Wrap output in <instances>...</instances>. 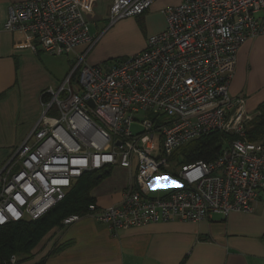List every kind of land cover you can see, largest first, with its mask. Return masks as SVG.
<instances>
[{
  "label": "built area",
  "instance_id": "obj_1",
  "mask_svg": "<svg viewBox=\"0 0 264 264\" xmlns=\"http://www.w3.org/2000/svg\"><path fill=\"white\" fill-rule=\"evenodd\" d=\"M155 1L113 0L110 23L142 14ZM95 3L23 0L9 6L7 30L23 31L50 54L76 52L77 58L60 85L42 92L31 130L0 166V225L40 217L84 173L116 165L136 168L122 200L90 203L62 225L90 217L116 236L150 222L251 211L264 186V139L251 141L246 131L260 111L249 113L246 99L229 93V83L240 45L264 33V0L167 6L166 27L141 51L107 68L88 61L98 37L86 15ZM141 111L147 116L139 121ZM136 120L140 129L134 132ZM216 131L237 137L215 159L177 165L170 159L182 144ZM158 174L175 184L152 196ZM17 260V254L10 258Z\"/></svg>",
  "mask_w": 264,
  "mask_h": 264
},
{
  "label": "crops",
  "instance_id": "obj_2",
  "mask_svg": "<svg viewBox=\"0 0 264 264\" xmlns=\"http://www.w3.org/2000/svg\"><path fill=\"white\" fill-rule=\"evenodd\" d=\"M19 1L23 0H0V166L31 130L41 111L42 92L50 86L60 85L77 58L73 52L74 61L54 60L52 55L62 54L47 53L36 39L29 38L23 31L7 30L5 23L9 6ZM181 1L156 0L139 14L140 17L128 16L110 23L113 0H96L92 13L86 18L96 22L102 38L128 42L137 38V45L130 49L133 54L145 48L151 34L166 27L163 9ZM90 32L96 34L91 29ZM90 63L98 64L99 60L91 58ZM229 93L242 95L249 113L260 111L264 102V33L248 38L238 48ZM135 174V166L132 169L114 166L111 175L91 191L95 202L102 206L120 202ZM174 184L171 177L158 174L151 182V195H165ZM41 262L264 264V186L258 190L251 211L232 212L228 216L212 213L199 221L150 222L122 228L116 236L107 224L90 217L57 226L36 246L31 259L15 264Z\"/></svg>",
  "mask_w": 264,
  "mask_h": 264
},
{
  "label": "trees",
  "instance_id": "obj_3",
  "mask_svg": "<svg viewBox=\"0 0 264 264\" xmlns=\"http://www.w3.org/2000/svg\"><path fill=\"white\" fill-rule=\"evenodd\" d=\"M246 135L251 141L264 139V102L260 105V114L251 121ZM235 137L237 136L216 131L194 138L176 148L170 159L175 165L198 160H213L227 145V142ZM112 170L113 168L109 167L84 173L66 192L64 198L36 219L0 225V264H12L10 258L13 254L18 255L17 262L31 259L40 241L52 229L62 225V220L66 216L73 213H84L88 205L95 202L91 191L103 179L110 176ZM173 170L171 172L176 174ZM36 264H44V262Z\"/></svg>",
  "mask_w": 264,
  "mask_h": 264
},
{
  "label": "rangeland",
  "instance_id": "obj_4",
  "mask_svg": "<svg viewBox=\"0 0 264 264\" xmlns=\"http://www.w3.org/2000/svg\"><path fill=\"white\" fill-rule=\"evenodd\" d=\"M135 17H140V15H136ZM89 26H90L91 31L96 32L95 36L98 37V39L96 42L97 45L95 44L96 47H93L92 50L90 51L89 55H88V61L90 62L91 58L95 59V60H99L98 64L100 66H102L103 68H107V67L111 66L112 64H115V63L121 61L127 55H130L131 54L130 49L134 48L138 43V41H136L137 38L131 42H128L127 40H123V39L112 41L111 37L102 38V36H100V34H101L100 30H97L96 22H94L93 20H90ZM143 27L144 26H142V28ZM142 30H144V29H142ZM101 38L103 39L102 41H100ZM98 42H99V44H98ZM128 44H132V46H130ZM80 47L81 46H79L77 49H79ZM49 56H51V55H49ZM51 58H53L54 60H57V61H61V62H68L69 59L71 61H74L75 56H74L73 52H69V53H65L62 55H52ZM70 66H69V69H70ZM136 116H137V119L140 121L142 118L147 116V113L141 111ZM139 121H137V120L134 121V123L132 125V130L134 132H136L137 130L140 129V122Z\"/></svg>",
  "mask_w": 264,
  "mask_h": 264
},
{
  "label": "water",
  "instance_id": "obj_5",
  "mask_svg": "<svg viewBox=\"0 0 264 264\" xmlns=\"http://www.w3.org/2000/svg\"><path fill=\"white\" fill-rule=\"evenodd\" d=\"M92 103V102H91ZM93 104V103H92Z\"/></svg>",
  "mask_w": 264,
  "mask_h": 264
},
{
  "label": "snow or ice",
  "instance_id": "obj_6",
  "mask_svg": "<svg viewBox=\"0 0 264 264\" xmlns=\"http://www.w3.org/2000/svg\"><path fill=\"white\" fill-rule=\"evenodd\" d=\"M174 183V182H173Z\"/></svg>",
  "mask_w": 264,
  "mask_h": 264
}]
</instances>
